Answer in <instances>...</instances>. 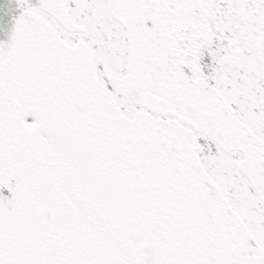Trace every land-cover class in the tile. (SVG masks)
I'll return each mask as SVG.
<instances>
[{"label":"snow or ice","instance_id":"1","mask_svg":"<svg viewBox=\"0 0 264 264\" xmlns=\"http://www.w3.org/2000/svg\"><path fill=\"white\" fill-rule=\"evenodd\" d=\"M0 264H264V0H9Z\"/></svg>","mask_w":264,"mask_h":264},{"label":"flooded vegetation","instance_id":"2","mask_svg":"<svg viewBox=\"0 0 264 264\" xmlns=\"http://www.w3.org/2000/svg\"><path fill=\"white\" fill-rule=\"evenodd\" d=\"M8 3H9V0H3L1 10H0V16H3L4 11L6 10V6L8 5Z\"/></svg>","mask_w":264,"mask_h":264},{"label":"water","instance_id":"3","mask_svg":"<svg viewBox=\"0 0 264 264\" xmlns=\"http://www.w3.org/2000/svg\"><path fill=\"white\" fill-rule=\"evenodd\" d=\"M2 3H3V0H0V10H1Z\"/></svg>","mask_w":264,"mask_h":264}]
</instances>
